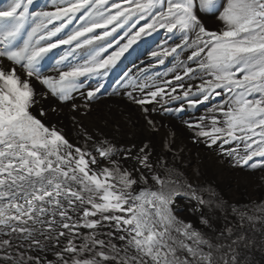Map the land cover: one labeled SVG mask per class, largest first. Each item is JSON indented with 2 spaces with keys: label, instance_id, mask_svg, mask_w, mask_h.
Listing matches in <instances>:
<instances>
[{
  "label": "snow or ice",
  "instance_id": "1",
  "mask_svg": "<svg viewBox=\"0 0 264 264\" xmlns=\"http://www.w3.org/2000/svg\"><path fill=\"white\" fill-rule=\"evenodd\" d=\"M134 57L146 66L121 72ZM105 95L142 117L123 148V113L85 123ZM201 106L183 120L192 143L264 185V0H7L0 264H261L264 198L202 183L156 118Z\"/></svg>",
  "mask_w": 264,
  "mask_h": 264
},
{
  "label": "bare ground",
  "instance_id": "2",
  "mask_svg": "<svg viewBox=\"0 0 264 264\" xmlns=\"http://www.w3.org/2000/svg\"><path fill=\"white\" fill-rule=\"evenodd\" d=\"M4 3H7V0H0V6H3ZM208 24L210 27H219L218 21H214L213 23L208 21ZM156 37L162 39L161 34L156 35ZM132 59H135V57L129 59L128 61H124L122 65H118L121 72L125 69H131V72L133 73L137 72V67L132 66ZM144 59V65H140L139 59H135L136 65L138 67H145L148 60L147 58ZM162 67L163 66H161V70ZM152 71H155V69ZM116 75H119V73ZM116 75H110L108 77V81H114L116 79ZM106 87H108V84H106ZM109 91H111V88H109ZM175 106V103L171 105V107ZM134 109L135 106L128 104L121 97L105 95L95 107L96 115L93 117V121L90 122L86 120L85 123H98L100 127L104 128L106 127V124L101 119V116L106 115L109 110L114 112L118 110L120 113H123L124 115L121 121L122 134H117L114 140L115 144H118L121 148H123L132 140V132L135 131L138 126H142L143 124L141 115ZM199 112L200 111L195 113H179L176 115H156L157 120L162 125L166 126L162 129V131H167L169 129L174 131L176 133V142L185 148V151L182 154L185 159L183 168L187 169L190 163L195 162L196 159L199 158L201 171L204 173V177L201 182H212L220 196L239 206H244L245 204H248L249 201H259L264 198V185L259 182V176L262 174L261 172L259 174L254 172L249 174V171L235 169V167L229 165L227 161L217 163L218 158L210 152L204 144L192 143L191 133L186 128L183 120L190 119L193 116H199ZM63 123L65 125V131L68 133V137L70 139L74 138L75 132L72 131L71 123L67 119H65ZM109 131H112V129H109ZM155 142L157 143L159 149L160 137H157ZM239 177L242 179L240 185L237 183V178L239 179ZM190 219L192 218L190 217ZM257 259H260L259 254H257ZM261 264H264V261H261Z\"/></svg>",
  "mask_w": 264,
  "mask_h": 264
},
{
  "label": "rangeland",
  "instance_id": "3",
  "mask_svg": "<svg viewBox=\"0 0 264 264\" xmlns=\"http://www.w3.org/2000/svg\"><path fill=\"white\" fill-rule=\"evenodd\" d=\"M212 23L214 22V21H216V20H210ZM208 27L209 28H213V29H216L215 27H210L209 26V24H208ZM159 34H161V33H156V35H159ZM202 112H203V106H201V109H200V112H199V114H202ZM258 159V158H257ZM235 169H237V170H246V171H250V170H248L246 167L244 168V169H241V168H239V167H235ZM261 171L259 170V169H257V170H255V172L254 173H257V174H259ZM241 182H242V179L239 177V179L237 178V183L240 185L241 184Z\"/></svg>",
  "mask_w": 264,
  "mask_h": 264
}]
</instances>
